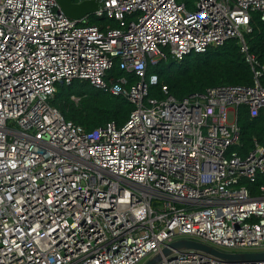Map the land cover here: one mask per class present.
Instances as JSON below:
<instances>
[{"label": "built area", "instance_id": "obj_1", "mask_svg": "<svg viewBox=\"0 0 264 264\" xmlns=\"http://www.w3.org/2000/svg\"><path fill=\"white\" fill-rule=\"evenodd\" d=\"M96 1L72 19L56 0H0V264H138L180 238L264 251V185L249 187L264 174V147L229 151L239 107L264 112V63L245 41L252 13L264 21V0ZM90 15L104 21L90 24ZM229 39L251 84L181 99L163 84L160 98L148 96L157 83L146 79L148 63ZM116 65L124 75L109 76ZM74 80L134 108L120 126L87 131L49 102ZM156 264L264 260L190 249Z\"/></svg>", "mask_w": 264, "mask_h": 264}, {"label": "trees", "instance_id": "obj_2", "mask_svg": "<svg viewBox=\"0 0 264 264\" xmlns=\"http://www.w3.org/2000/svg\"><path fill=\"white\" fill-rule=\"evenodd\" d=\"M104 18L94 15L88 17L90 24L100 25ZM114 25L115 23L112 22ZM252 31L245 35L249 50L260 63H264V21L258 13L251 15ZM110 76L124 75L118 65L108 73ZM151 75L157 77V83L149 85L148 96L160 98L161 85L177 99L191 93H202L207 87L220 84L252 83V72L246 63L235 39H229L222 45L211 47L203 53H189L182 60L170 56L158 60L155 64L148 63L146 79ZM131 79V76H129ZM261 83L264 85V78ZM71 96L78 97L75 103ZM50 105L57 108L66 119L90 131L109 121L120 126L128 118L134 106L122 95H113L92 86L86 80H74L70 84H57L56 92L49 100ZM237 123L240 127L239 142L232 145L229 151L246 154L257 141L264 147V112L250 117L245 106L238 109ZM264 185V174H258L256 182L249 185L252 194H257V187Z\"/></svg>", "mask_w": 264, "mask_h": 264}, {"label": "water", "instance_id": "obj_3", "mask_svg": "<svg viewBox=\"0 0 264 264\" xmlns=\"http://www.w3.org/2000/svg\"><path fill=\"white\" fill-rule=\"evenodd\" d=\"M56 1L63 13L72 19L85 17L91 14L97 8L96 0H82L79 3L73 2L72 0ZM190 249L211 254L212 256L227 262L240 263L264 260V251L226 252L204 242L180 238L168 243L161 249L160 252L150 256L143 264H156L162 259V257L168 256L173 251Z\"/></svg>", "mask_w": 264, "mask_h": 264}, {"label": "rangeland", "instance_id": "obj_4", "mask_svg": "<svg viewBox=\"0 0 264 264\" xmlns=\"http://www.w3.org/2000/svg\"><path fill=\"white\" fill-rule=\"evenodd\" d=\"M263 248H243V249H238V248H233V249H228V248H221L222 251L226 252H252V251H260ZM148 257L143 258L138 264H143Z\"/></svg>", "mask_w": 264, "mask_h": 264}]
</instances>
